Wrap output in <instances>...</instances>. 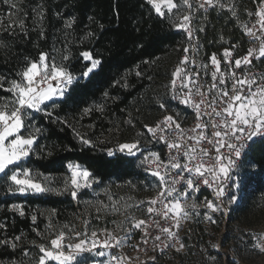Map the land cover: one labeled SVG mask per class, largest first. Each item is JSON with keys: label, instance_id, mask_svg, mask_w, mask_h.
<instances>
[{"label": "trees", "instance_id": "trees-1", "mask_svg": "<svg viewBox=\"0 0 264 264\" xmlns=\"http://www.w3.org/2000/svg\"><path fill=\"white\" fill-rule=\"evenodd\" d=\"M206 9L195 7L193 13L199 56L220 55L226 48L234 49L237 57L244 55L250 42L238 24L246 18L243 8L235 16L218 6ZM168 17L158 16L147 0H0V77L4 88L9 81L19 80L29 61L38 60L42 52L48 54V62L80 75L64 97L49 101L44 111H31L30 119H25V130L37 137L26 168L58 177L67 172L68 163L77 162L101 182L134 178L147 182L134 158L107 156L99 137L118 120L123 122L142 102L161 75L164 59L173 52L181 54L183 34ZM21 20L23 29L18 26ZM10 22L17 26L8 29ZM84 51L101 60L88 77L83 76L90 63L80 55ZM257 65L264 73V58ZM5 97L10 99L11 93L0 89V98ZM147 98V109H158L159 103ZM80 137L91 140L92 146L83 144ZM9 185L7 177L1 176L0 225L4 227H0V241H14L16 247L0 243V264H37L42 255L39 246H48L54 227L69 219L77 225L82 206L65 195L10 192ZM242 189L243 213L264 214V140L254 142L246 156ZM17 236L20 239L15 241ZM210 236L209 228L197 219L183 235L184 251L157 249L148 260L152 264H235L229 255L215 249L208 241ZM223 238L224 247L232 244L230 234Z\"/></svg>", "mask_w": 264, "mask_h": 264}, {"label": "snow or ice", "instance_id": "snow-or-ice-1", "mask_svg": "<svg viewBox=\"0 0 264 264\" xmlns=\"http://www.w3.org/2000/svg\"><path fill=\"white\" fill-rule=\"evenodd\" d=\"M8 3L9 0H4ZM147 3L152 6L156 14L161 18L165 17V9L171 14L174 9L187 6L188 9L192 8L190 0H182V3L178 4L177 0H147ZM219 3V0H201L199 3L200 9H206L208 7H215ZM260 6L255 15L259 18L257 24H259V31L261 36H256V31L249 28L246 24L243 25L244 31L247 35L255 37L260 40V47L258 49L250 48L247 55L235 59L232 61V51L225 49L223 56L224 59L234 68H241L242 65L248 66L252 64V58L258 53L256 58H264V0H260ZM15 7V5H11ZM225 7V5H221ZM232 11V9H229ZM233 16L236 13L232 12ZM250 15H252L250 13ZM171 20V17H168ZM191 14L183 15L180 18V22L171 20L174 27L178 30H183L187 33L189 40L193 39V31L191 28ZM2 23V21H0ZM17 26L15 22L8 24V29ZM18 26L23 29V20L19 21ZM70 26V25H69ZM7 30V29H6ZM203 29H201L202 31ZM91 35V34H90ZM235 47V46H233ZM188 52V48L184 49ZM85 61L90 62L89 66L83 73L84 77H88L98 66L101 64V60L93 57L90 51H84L80 54ZM67 59V56L64 57ZM210 63L213 66L211 72V78L213 83L209 86H205L199 83V72L188 73L183 67H178L173 73V79L170 81L171 91L176 92L177 82H180L181 90L187 89L183 93L182 103L190 105L196 114L197 123L191 132L195 133L193 136H187L184 129L181 128L179 122H177L173 116H166L163 121L158 123L155 127H148L147 131L155 136L157 131L162 133L174 132L175 139L171 142L168 141L165 135H160L159 140L164 142L169 149H175L177 153H180L183 149L182 155L187 158L188 163L181 164L178 162L177 156L170 157L169 161L165 163L160 159L158 153H150L149 157H145L141 163L154 164L155 169L151 174L158 178L161 191L158 193V197L150 200V205H155L158 202L163 203L166 211L157 212L153 207H148L147 212L149 214L156 212L164 219H169L168 213H173V219H175V227L179 229L180 220L189 218L190 213L186 210L188 207L195 209L196 204L186 205L181 203V198L187 200L189 198V192H179L175 187L180 180L184 179L182 173H189V178L185 181L186 189H190L193 192L199 191V183L209 185L210 181L206 178V174H209L212 179V183L217 185L216 195L221 198L225 195V187L227 186L224 181L231 183L232 188L238 190L241 186L243 177L236 165V159H239L242 154V149L246 147L247 141H253L254 137H259L264 140V75L259 77L260 82H257L255 77L249 78V76L237 77L235 71H230L227 76L233 80L231 88H222L220 85L226 84L225 73L221 71V61L217 59L213 54L210 58ZM193 64L195 60H189L188 56H185L181 61V64ZM206 69L208 66L203 65ZM139 74V73H138ZM207 74V73H206ZM19 80L9 81V86L4 88L3 77H0V89L11 93V98H0V173L5 174L12 184L16 186L15 189L9 187V191H18L24 193L26 191H32L35 193H46L56 191L60 193L59 189H53L48 186L51 182L49 176H45L42 173L34 175L31 169L24 168L20 163L27 160V158L33 152V145L36 141V136L32 133L24 135L25 119L31 116V111L41 112L45 110L47 101H54L55 98H62L65 95V91L69 85L73 83V75L62 66H58L54 61L48 62V54L41 53L38 60H31L26 65L24 70L19 74ZM56 81L54 85L52 82ZM218 81V82H217ZM255 86V87H254ZM213 90H216L213 92ZM231 93V94H230ZM193 96H199L201 99L198 101L193 99ZM42 105L44 107H42ZM203 106V107H202ZM219 106V110H217ZM163 109L165 105L160 104ZM211 109V111H206ZM85 111H90L86 109ZM50 115V113H49ZM208 116L209 120L204 122L203 117ZM216 118H220L217 120ZM211 128L210 134L207 130ZM200 129L201 131L197 132ZM40 129H35L38 133ZM81 142L85 145L92 146V141L80 137ZM195 140L194 145H189L187 141ZM206 141L208 145H211V149L202 147L201 142ZM229 149V154L226 156L221 152L222 148ZM140 151L139 141L132 143H123L118 146L117 149H108L107 155L109 157H115L116 153H126L129 156H135ZM235 157V159L233 158ZM207 160H213V164L206 163ZM109 163H112L109 161ZM189 164L192 166L189 167ZM10 166H14L9 175L6 170H9ZM68 167L71 169L70 194L73 198L77 197V193L81 188H91L93 182H98L95 177H92V173L83 168L79 164H70ZM164 168V172L160 171ZM170 169H180L176 177H171ZM37 176L41 179L38 180ZM91 177V179H90ZM168 177L170 179H166ZM202 178L199 183H194V178ZM44 181L43 183L41 182ZM69 181H65V189L68 190ZM172 197L171 200H168ZM111 200L112 198L109 197ZM238 196L233 193L227 203H235ZM165 201H167L165 203ZM117 202H113L112 205L104 204L100 202L101 208L97 209L99 213L102 209H111L112 212H121V208L116 206ZM23 215V210L17 205L12 206ZM212 212H226V208L223 204L213 203L207 201L204 205ZM126 207L124 211H126ZM99 218V217H98ZM206 218L212 220L211 216L206 214ZM35 221L36 217H32ZM129 222L132 224V228L141 229L143 226L142 242L147 244L148 241L145 237L148 236V225L144 220H136L130 218ZM215 222V221H213ZM89 221L85 220V231H74L69 229V233L61 230L54 234V238L49 241L50 247L44 245L39 246L41 255L37 261V264H48L49 261H54L56 264H97L94 259L95 256H105L104 251H97L98 248L112 249L122 247L125 237H119L114 232L109 231L107 228L100 229L99 232L104 234V239L101 240L98 231L93 230L89 235L87 231ZM112 223L120 228L121 225L116 221ZM155 226L159 228L160 232L166 233L168 237H174L175 232L171 228H161L159 221H153ZM4 227V225H0ZM68 226L65 225V228ZM130 231V230H127ZM20 239L19 236L15 237V241ZM75 240L76 242H67ZM155 241H161V236L156 235ZM0 243L10 244L12 248L16 247L14 241H0ZM168 243H164V247L167 248ZM261 252H264V246L259 243L255 245ZM175 247V245H172ZM214 247H217L214 245ZM184 245L181 243L177 251H181ZM67 249V251H65ZM162 250V249H161ZM27 255V252H25ZM129 260L131 258H128ZM107 264H125V258L123 256H112Z\"/></svg>", "mask_w": 264, "mask_h": 264}, {"label": "rangeland", "instance_id": "rangeland-1", "mask_svg": "<svg viewBox=\"0 0 264 264\" xmlns=\"http://www.w3.org/2000/svg\"><path fill=\"white\" fill-rule=\"evenodd\" d=\"M200 2L201 0H190V3L192 4L191 9H188L187 6H184L179 10L174 9L171 14H169L165 9V15H169L171 20H175L177 23H179L180 18L183 15L189 13L193 14L195 11L194 8L199 7ZM177 3H182V0H177ZM221 5H225V7H221ZM216 6L224 9H232L234 12L237 11L238 14H241L239 12V8L242 7V14L246 15V18L243 20L251 27L255 25L256 31L259 29V24L256 23L259 18L255 15V13L258 8L261 7L260 1L254 0L251 2L250 0H219V3L216 4ZM250 13L252 15H250ZM257 35L261 36V33L257 31ZM178 50L179 48H177V51ZM181 61V54L178 55L176 52H173L172 54L168 55L164 59V63H162L161 75L156 78L150 89L145 92L146 94L142 98V102H139L137 106L130 110L128 117L123 122L118 120L114 128L108 133L100 134L99 143H102L106 147L103 149L106 155L108 149H117L120 144L139 141L140 151H138L135 156H129L126 153L119 152L116 153V156L123 155L134 158L136 160L138 170L141 173H145L144 165L141 163V161H143L144 158L150 153H153L154 150L150 133L147 131L145 126L147 125L150 127L153 125L160 114V102L162 101L161 98L171 88L170 81L174 78L173 73L178 67L181 66ZM73 77L74 83L80 78V75H73ZM52 83L55 85L57 82L53 81ZM69 87L70 85L67 87L65 93ZM220 87L224 88L226 86ZM215 91L216 90H213V92ZM147 96H149V100H151L152 103H159V106H157L158 109L152 107L149 110L147 109ZM56 99L60 98H55L54 100ZM48 102L49 101H47L46 104ZM42 107L44 106L42 105ZM29 133L32 132L28 129H24L22 134L28 135ZM25 162L26 160L20 162L24 168H26ZM70 164H79L83 168H86L80 163L70 162L66 166L67 172L64 175L58 177L53 175H45L51 178V182L48 184V186L53 189H59V194L56 191L46 193L26 191L21 193L13 190V192L23 195L43 194L70 196V198L75 203H78L82 206L80 216L78 217V224L76 225L74 220L69 219L68 222H65L66 224L54 227L52 232L53 235L61 230L71 235L69 229L83 232L85 231L84 222L87 220L89 221L87 226L89 235L91 234V231L96 230L98 231L100 239L103 240L104 234L99 232V230L107 228L109 231L114 232L117 236L127 238L122 247L112 249L98 248L97 251H104L105 256H95L94 259L97 261V264H107V261L114 255L118 257L123 256L125 258V264H152L148 260L151 257L149 248L147 247V259L142 257L141 251L138 250V242L141 237V233L139 229L132 228V224L129 222V219L135 218L136 220H143L146 214V206L147 208L150 207L148 202L156 198V192L158 191L157 178L152 174L148 176V172L147 182L145 180L139 181L135 178L127 182H116L114 180L101 182L95 177L98 182H93L91 188H81L77 193V197L73 198L70 194L71 169L68 167ZM13 167L14 166H10L9 170H6L9 175L11 174ZM31 171L34 175L39 173L32 169ZM243 172L244 167H242L240 171V175L242 177ZM3 175L5 174L0 173V177ZM92 177H94L93 174ZM37 179L40 180L41 178L37 176ZM8 181L10 184L9 187L15 189L16 186L12 184L9 179ZM65 181H69L67 186L68 190H64ZM41 182L43 183L44 181L41 180ZM229 188V194L220 201H216L206 194L199 197L196 193H189V198L187 200L181 198V203L186 205L196 204L197 207L195 209L191 207L186 209L190 213V217L180 220L179 229L175 227L176 221L173 219L172 227L169 228H171V230L176 233L174 237H176L178 241L175 244V247H172V249L176 250V248H179L180 244L182 243L183 235L185 234L189 225L199 219L201 222H204V225L207 228H209V231L212 235L208 241L217 246L215 249L220 251L223 255H229L235 264H264V252H261L259 248L255 246L257 243H259L261 246H264V214L251 213L246 215L243 213V210L240 209V206L244 200L242 183L238 190L233 189L231 184L229 185ZM233 193L238 196V199L235 203L229 204L227 201ZM109 197L112 199L110 200ZM101 201L107 205H112L113 202H117L116 206L121 208V212L114 213L109 208L102 209L98 213L97 209L101 208ZM207 201L223 204L226 208V212H212L210 209L204 207ZM125 207L127 209L126 211H124ZM206 214L211 216L212 220L207 219ZM112 221H116L117 224L121 225V227L117 228L112 223ZM65 225L68 227L65 228ZM216 228H219L220 230L216 231ZM157 232L160 233V231ZM226 233L230 234L233 242L230 244V246L224 247L222 245L224 240L223 235ZM67 242L76 241L72 240L66 241V243ZM231 245L234 247V249ZM47 247H50V244H48ZM65 251H67V249H65ZM181 251H184V248ZM128 258L131 259L129 260ZM48 264H56V262L49 261Z\"/></svg>", "mask_w": 264, "mask_h": 264}, {"label": "built area", "instance_id": "built-area-1", "mask_svg": "<svg viewBox=\"0 0 264 264\" xmlns=\"http://www.w3.org/2000/svg\"><path fill=\"white\" fill-rule=\"evenodd\" d=\"M205 7L211 8V7H208L207 5ZM227 10H229V9H227ZM235 13H236V15L238 14L237 11H235ZM191 17H192L191 28L193 31V37L194 38L189 40L187 33L184 32L183 30H179L183 34V41L185 43V45L181 51V59L183 60V58L185 56H188L189 60H195V65H193L191 63L184 64V65L181 64L180 67H183L188 73L199 72L200 73V77L198 78L199 83L202 85H205V86H209L213 83L212 78H211V72L214 69H213V66L211 65L210 59H209L213 54L208 58H203V57L199 56V48H198V43H197V39L195 36V29H194V18H195L194 14H191ZM238 24H239V28L246 35L248 41L250 42L248 49H247V52L250 48L258 49L260 47V40L256 39L255 37L247 35L244 31L243 25L246 24L249 28H252V27L249 26L244 20H241V19L238 21ZM253 30L256 31L255 28ZM256 36H258L257 31H256ZM185 48H188V52L184 51ZM226 49H230L232 51V56L230 58L232 61L247 55V52H246L244 55L237 57L235 55L234 49H232V48H226ZM224 51H225V49L221 52L220 55L215 54L217 59H219L221 61L220 68H221V71L225 73V78L227 80L226 84H223L220 86H226L228 89L231 88V84L233 83V80L231 78H228V76H227V74L230 71H235L237 74V77H241V78H243V76H249V78L255 77L257 79V82L258 83L260 82L259 77L263 75V72L258 68L257 61L260 59H263V58H256V56H258V53L256 55H254V57L252 58V64L251 65H248V66L242 65L241 68L237 69V68H234L233 65L229 64L224 59V56H223ZM203 65H207L208 67L205 69L203 67ZM185 91H187V89L181 90L179 81L177 82V89H176L175 93H173L171 91V88L167 91L166 97L164 99H162V101L160 102V104L163 103L165 105V107L163 109L160 107V114L158 115L155 123L153 125H151L150 127H155L158 123L163 121L166 116L170 115V116H173L174 119L180 123L181 128L184 129L186 137L195 135V133L191 132V129L194 128L196 123H197L196 114H195V110L190 105H185L184 103H182V97H183V93ZM193 99L198 101L199 99H201V97L193 96ZM217 110H219V106H218ZM206 111H211V109H206ZM216 119L219 120L220 118H216ZM203 120H204V122H207L209 120V117L204 116ZM199 131H201V130L198 129L197 132H199ZM207 132H208V134H210L211 128H209L207 130ZM160 135H165L169 142H171L175 139V133L174 132L162 133L160 131H157L155 136H153V134L150 133L152 145L154 147L153 152L158 153L160 156V159L162 161H164L165 163H167L169 161L170 157H172V156H177L178 162L181 163L182 165L185 163H188L187 158H185L182 155L183 149H181L180 153H177V151L175 149H169L164 142L159 140ZM258 140H261V138L254 137L253 141H247L246 142V147L244 149H242L241 157L239 159H236V165H237L239 172L241 171L242 167H244L245 159H246V156H247L251 146L253 145L254 142H256ZM187 142L189 145L195 144V140H189ZM201 146L207 147L210 149L212 147L211 145H208L206 141H202ZM221 152L227 156L229 154V149H227L226 147L222 148ZM147 157H149V160H151V157L149 155ZM233 158L235 159V157H233ZM214 162H215L214 159L213 160H207L206 159V163H208V164H213ZM143 165H144L146 175H147V172H148V176L151 175L152 170L155 169V165L149 164V163H143ZM191 166L192 165L189 164V167H191ZM251 168L255 169L256 166L253 165ZM160 171L163 173L164 168H161ZM180 171H181L180 169H170L171 177H176L177 173ZM182 175H183L184 179L180 180V182L175 185V187L178 189V193H174V195H179V192H183V191L187 190L189 193H196L197 195H199L200 193H205L206 195L210 196L212 199H214L216 201H220L225 196H227L229 194V189H230L229 185L231 183L228 181H224V183L227 185L225 187V195L221 198H218L216 195L217 185L215 183H212V179H211V176L209 174H206V178H208L210 181L209 185H204L202 183H199V181L202 179L200 177L194 178V183H199V191H196V192H193L190 189H186V187H185V181L189 178V173L183 172ZM166 179H169V178L166 177ZM157 181H158V178H157ZM170 182L171 181L169 179V183ZM160 191H161V188H160V184L158 181V191L156 192V198L158 197V193ZM171 199H172V197L168 198V200H171ZM166 202L167 201H165V203ZM150 206L155 208L157 210V212L166 211V209L163 206V203L158 202L157 204L150 205ZM168 216H169V219H164L161 215H158L156 212H153L151 214H149V213L147 214V206H146V214H145V217L143 218V220L146 221V223L148 225L149 235L147 237H145L147 239L148 243L147 244L143 243L142 242L143 226L141 229H139L140 233H141V237H140L139 242H138V250L141 251L142 257L147 259V247L149 248V252L152 255V253L155 252L157 249L158 250H161V249L164 250L167 248L172 249V245H175L177 243L178 240L176 237L170 238L167 236L166 233H164L165 235L162 234V232L158 233L157 231H160V230L153 223V221H159V225L161 228L172 227L173 213L169 212ZM156 235L161 236V241H155L154 240V237ZM164 243H168L169 246L167 248H165Z\"/></svg>", "mask_w": 264, "mask_h": 264}]
</instances>
